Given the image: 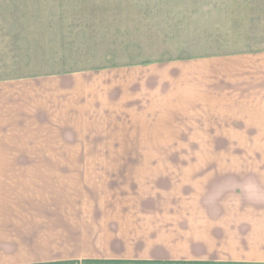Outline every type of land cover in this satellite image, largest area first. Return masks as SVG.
Returning <instances> with one entry per match:
<instances>
[{"label": "rangeland", "instance_id": "obj_1", "mask_svg": "<svg viewBox=\"0 0 264 264\" xmlns=\"http://www.w3.org/2000/svg\"><path fill=\"white\" fill-rule=\"evenodd\" d=\"M127 1L149 0H0V70L16 51L20 16L66 11H116L123 21L107 16L100 28L108 38L117 35L124 42L126 32L147 31L180 55L264 51V0H155L165 5L159 8L163 15L136 22L127 14L133 9L145 15L140 10L146 7L116 3ZM50 2L63 6L48 7ZM83 24L62 25L74 30ZM197 122L139 127L117 136L121 142L84 144L85 157L135 165L10 168L8 181L0 182V225L19 229L22 216L35 219L44 231L63 220L120 224L70 226L74 242L42 238L41 244L54 243L46 250L57 256H102L91 264H181L192 254L210 255L218 264H264V128L242 125L243 120L220 127ZM50 145L80 144H7L6 154L50 157L53 152L44 150ZM167 147L177 149H159Z\"/></svg>", "mask_w": 264, "mask_h": 264}, {"label": "crops", "instance_id": "obj_2", "mask_svg": "<svg viewBox=\"0 0 264 264\" xmlns=\"http://www.w3.org/2000/svg\"><path fill=\"white\" fill-rule=\"evenodd\" d=\"M50 3L48 7L63 6ZM89 3L100 7L103 2ZM116 3L146 7L140 10L145 15L131 9L132 14H127L131 22L154 20L163 15L159 8L165 6L155 0ZM68 12L20 16L16 51L0 70V182L8 181L10 168L135 165L133 160L85 157L83 153L84 144L121 142L117 136L133 133L134 128L182 126L187 120H201L195 124L210 127L234 126L243 120L242 125L264 128V51L180 55L164 48L147 31L126 32L124 42H118L117 35L108 38L100 28L107 16L123 21L116 11L112 15L101 9ZM64 23L84 24L73 30ZM22 143L80 145L45 147L53 152L50 157L6 154L7 144ZM59 151L70 154H54ZM21 219L19 229L0 225V264H91L102 256H57L46 250L54 243L41 244L42 238L74 242L70 226H121L63 220L51 223L57 228L44 231L35 219ZM43 244L46 253L38 249ZM28 245L33 249H26ZM218 262L210 255L192 254L181 264Z\"/></svg>", "mask_w": 264, "mask_h": 264}]
</instances>
